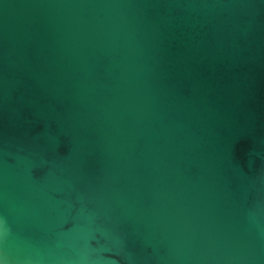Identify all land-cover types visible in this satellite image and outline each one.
<instances>
[{
    "label": "water",
    "instance_id": "water-1",
    "mask_svg": "<svg viewBox=\"0 0 264 264\" xmlns=\"http://www.w3.org/2000/svg\"><path fill=\"white\" fill-rule=\"evenodd\" d=\"M0 264H264V0H0Z\"/></svg>",
    "mask_w": 264,
    "mask_h": 264
}]
</instances>
